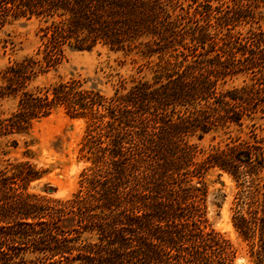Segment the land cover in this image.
Returning a JSON list of instances; mask_svg holds the SVG:
<instances>
[{
    "label": "trees",
    "instance_id": "obj_1",
    "mask_svg": "<svg viewBox=\"0 0 264 264\" xmlns=\"http://www.w3.org/2000/svg\"><path fill=\"white\" fill-rule=\"evenodd\" d=\"M235 1L233 12L240 15L245 6ZM175 4L0 0V25L36 18L43 33V60L24 59L7 71V93L0 96L21 93L17 111L0 118V137L27 133L34 120L59 105L94 119L81 147L91 164L70 198L31 192L39 175L28 162L0 167V264H232L230 240L207 224L204 177L213 169L241 188L233 226L250 243L256 264H264L263 140L253 134L252 141H231L200 161V149L188 140L241 127L245 117L264 113V34L228 35L219 45L213 25L195 17L191 31L181 32L180 16L169 12ZM202 6L210 18L212 6ZM222 12L215 29L228 25L229 11ZM99 45L140 51L148 59L158 55L153 77L110 98L77 79L24 91L44 64L49 68L65 59L66 48L89 51ZM177 48L188 53L173 56ZM240 73L251 74V83L219 90L222 80Z\"/></svg>",
    "mask_w": 264,
    "mask_h": 264
},
{
    "label": "rangeland",
    "instance_id": "obj_2",
    "mask_svg": "<svg viewBox=\"0 0 264 264\" xmlns=\"http://www.w3.org/2000/svg\"><path fill=\"white\" fill-rule=\"evenodd\" d=\"M237 2L235 0H176L177 6H171L169 12L173 18L180 16L181 32L191 31L196 21L192 19L193 17L197 18L201 25L207 23L213 25V27L210 26V32L218 34L219 45L222 42L221 39L228 38V35L234 39H242L251 36L252 33L264 34V0H242L245 8L240 15L233 12L239 7ZM206 4H210L214 10L210 18H207L204 13L205 9L202 5ZM222 10L229 11L227 13L230 18H227L229 21L226 23L228 25L215 29L217 18L223 17ZM220 19H218L219 23ZM41 26L36 18H10L7 23L0 25V95L7 93L4 87L9 85L6 77L10 67L31 57L43 60L42 54H38L39 49H42ZM186 42H189L188 37ZM65 51V59L55 66L48 68L43 62L42 70L44 71L32 77L24 91L35 93L61 82L77 79L82 82L85 89L94 88L104 97L110 98L116 92L125 93L140 80H151L155 65L159 62L158 55L148 59L140 51L127 53L101 45L89 51H71L67 48ZM181 51L188 53L182 48H177L176 51H172L173 56H178ZM164 57L171 61L182 60V56L170 58L169 55H165ZM250 79L251 74L244 73L228 77L221 81L219 90L224 92L241 88L250 84ZM262 83L261 101L264 103V78ZM20 93L21 91L16 97L0 96L1 119H6L17 111ZM93 122L92 115H75L68 111L65 105H59L48 116L34 120L27 133L0 137V167L28 162L39 175V178L29 185L31 192L55 199H68L79 189L82 173L91 164L81 151V147ZM253 134L264 143V113L258 112L253 120L245 117L241 127L233 124L228 128L213 130L201 139L195 135L188 140L200 149V153L197 154V160L200 161L212 148L224 146L231 141L236 143L252 141ZM260 176L264 183V169ZM204 183L208 191L207 224L230 240L235 251L232 264H256L250 243L244 241L233 226V216L241 188L228 174L218 176L216 169L206 174Z\"/></svg>",
    "mask_w": 264,
    "mask_h": 264
},
{
    "label": "bare ground",
    "instance_id": "obj_3",
    "mask_svg": "<svg viewBox=\"0 0 264 264\" xmlns=\"http://www.w3.org/2000/svg\"><path fill=\"white\" fill-rule=\"evenodd\" d=\"M229 227H232V226H229Z\"/></svg>",
    "mask_w": 264,
    "mask_h": 264
}]
</instances>
